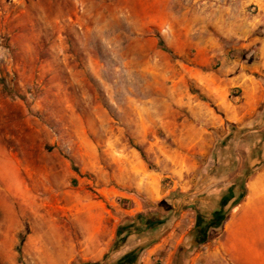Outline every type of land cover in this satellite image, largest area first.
I'll return each mask as SVG.
<instances>
[{
    "label": "rangeland",
    "instance_id": "rangeland-1",
    "mask_svg": "<svg viewBox=\"0 0 264 264\" xmlns=\"http://www.w3.org/2000/svg\"><path fill=\"white\" fill-rule=\"evenodd\" d=\"M263 13L234 0H0V264L89 262L78 252L93 225L117 238L139 215L165 222L127 238V252L152 242L137 264H172L182 244L186 264H237L225 224L201 245L189 234L264 167ZM240 79L263 100L244 128L227 117Z\"/></svg>",
    "mask_w": 264,
    "mask_h": 264
},
{
    "label": "crops",
    "instance_id": "crops-1",
    "mask_svg": "<svg viewBox=\"0 0 264 264\" xmlns=\"http://www.w3.org/2000/svg\"><path fill=\"white\" fill-rule=\"evenodd\" d=\"M236 3L243 9L250 5H256L264 11V0H234L235 5ZM245 19L246 17L237 20L245 21ZM226 33L235 37L246 36L241 28L228 29ZM242 79L239 80L238 85L242 88L244 100L238 107L229 106L231 110L227 116L231 123L240 128L248 127L251 122H254L257 109L263 103L258 94L260 83L252 79L247 81ZM225 105L228 106L226 103ZM253 185L255 189L252 188ZM105 212L110 211L105 206H101L102 221L105 218L111 221L112 215L110 213L107 215ZM99 225L101 224L93 225L88 236L90 242L83 243L78 252L84 261L102 260L110 252L116 240V231L114 233V230L112 236L109 235L108 238L102 240L100 238L102 230ZM224 234L225 239L221 247L230 260L237 264H264V167L248 182V194L243 202L231 212L224 225Z\"/></svg>",
    "mask_w": 264,
    "mask_h": 264
},
{
    "label": "trees",
    "instance_id": "trees-1",
    "mask_svg": "<svg viewBox=\"0 0 264 264\" xmlns=\"http://www.w3.org/2000/svg\"><path fill=\"white\" fill-rule=\"evenodd\" d=\"M251 175V172H248ZM247 195V187L244 179L240 180L238 184L232 185L228 192L220 199L217 208L208 214L199 213L196 218V225L189 234V238H192V243L204 244L209 239V233L213 229H219L223 227L231 211L238 206ZM167 203V202H166ZM170 206V205H169ZM151 223L150 219H146L144 215H139L137 220L127 225H120L117 230V238L110 250L103 260L89 261L80 264H137L140 255L144 250L150 247L151 243L141 245L135 249L127 252L124 248L127 246V238L143 232L144 228ZM160 224H156L151 227L147 232L154 230ZM194 244V245H196ZM188 249L186 245L179 246L172 264H186ZM114 256L112 263H109V259ZM79 264V263H76Z\"/></svg>",
    "mask_w": 264,
    "mask_h": 264
},
{
    "label": "water",
    "instance_id": "water-1",
    "mask_svg": "<svg viewBox=\"0 0 264 264\" xmlns=\"http://www.w3.org/2000/svg\"><path fill=\"white\" fill-rule=\"evenodd\" d=\"M165 222V219H156V220H153L151 221V223L147 226L146 229H150L151 227L155 226L156 224H160V223H163Z\"/></svg>",
    "mask_w": 264,
    "mask_h": 264
},
{
    "label": "bare ground",
    "instance_id": "bare-ground-1",
    "mask_svg": "<svg viewBox=\"0 0 264 264\" xmlns=\"http://www.w3.org/2000/svg\"><path fill=\"white\" fill-rule=\"evenodd\" d=\"M253 189H255V187H254V185H253V187H252Z\"/></svg>",
    "mask_w": 264,
    "mask_h": 264
}]
</instances>
